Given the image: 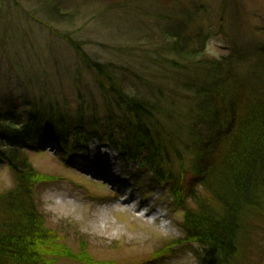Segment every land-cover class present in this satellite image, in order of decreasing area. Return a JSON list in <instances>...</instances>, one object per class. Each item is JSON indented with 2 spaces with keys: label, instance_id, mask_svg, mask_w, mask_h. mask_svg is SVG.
Returning a JSON list of instances; mask_svg holds the SVG:
<instances>
[{
  "label": "rangeland",
  "instance_id": "rangeland-1",
  "mask_svg": "<svg viewBox=\"0 0 264 264\" xmlns=\"http://www.w3.org/2000/svg\"><path fill=\"white\" fill-rule=\"evenodd\" d=\"M172 35L192 42L191 49L202 54L195 59H232L240 76H254L252 83L263 86L258 92L264 90V0H0V102L16 91L17 97L59 104L76 115L82 93L84 101L95 98L102 106L100 86L113 85L104 77L99 84L85 59L112 66L111 77L127 75L132 90L177 118L189 107L179 102L188 94L182 85L196 76L195 66L171 53ZM177 85L178 103L170 96ZM172 126L184 133L175 121ZM58 139L11 145L27 150L47 180L36 191L37 203L61 243L94 264H202L191 249H205L195 243L155 260L170 242L186 239L192 201L188 209L178 207L149 169L124 163L107 144L93 142L72 154ZM16 183L9 164L0 163V195ZM262 213L242 221L236 264H264Z\"/></svg>",
  "mask_w": 264,
  "mask_h": 264
},
{
  "label": "trees",
  "instance_id": "trees-1",
  "mask_svg": "<svg viewBox=\"0 0 264 264\" xmlns=\"http://www.w3.org/2000/svg\"><path fill=\"white\" fill-rule=\"evenodd\" d=\"M172 37L175 47L171 53L195 66L196 76L182 85L188 94L179 102L189 107L177 118L168 116L167 109L154 108L147 95L132 90L127 75L111 77L112 66L85 59L98 74L99 84L104 77L113 85L100 86L104 101L100 107L95 98L84 101L82 93L76 115L59 104H45L29 95L17 97L16 91L2 98L0 163L9 164L17 183L0 195V264H60L63 259L93 263L84 254L73 253L48 229L36 197L47 180L35 171L27 150L17 143L11 145L12 140L36 143L43 138H59L72 154L93 142L107 144L123 162L149 169L154 184L169 189L178 207L188 209L192 201L195 207L188 209L185 218L186 239L170 242L156 259L195 243L205 249L204 254L191 249L202 264H236V241L245 228L242 221L264 211V90L258 92L263 86L255 85V80L252 83L254 76H240L232 59H195L202 54L191 49L192 42ZM177 93L178 85L171 100L176 101ZM161 114L166 122H161ZM172 121L184 133L169 130ZM187 178L189 186L185 185Z\"/></svg>",
  "mask_w": 264,
  "mask_h": 264
}]
</instances>
